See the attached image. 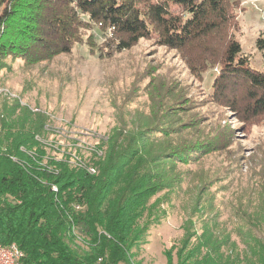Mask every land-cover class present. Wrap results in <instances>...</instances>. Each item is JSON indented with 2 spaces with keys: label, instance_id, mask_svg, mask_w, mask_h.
Returning <instances> with one entry per match:
<instances>
[{
  "label": "trees",
  "instance_id": "1",
  "mask_svg": "<svg viewBox=\"0 0 264 264\" xmlns=\"http://www.w3.org/2000/svg\"><path fill=\"white\" fill-rule=\"evenodd\" d=\"M230 2L0 0V69L8 57L35 65L70 54L84 16L112 31L118 51L154 37L163 46L183 48L230 24ZM170 4L180 12L172 13ZM257 48L264 51L263 38ZM219 65L213 75L214 100L243 108L244 121L264 116V67L253 68L232 36L225 40ZM47 121L46 115L18 103L0 109V244L17 245L24 264H135L134 250L158 215V204L151 200L172 188L167 168L152 165L162 158L182 161L177 147L153 150L164 148L176 130L136 134L116 128L93 149L73 145L59 159L48 153L53 145L46 139L52 132ZM242 217L244 230L228 229L217 214L207 216L198 237L188 221L177 260L169 258L168 264H264V211L258 219Z\"/></svg>",
  "mask_w": 264,
  "mask_h": 264
},
{
  "label": "rangeland",
  "instance_id": "2",
  "mask_svg": "<svg viewBox=\"0 0 264 264\" xmlns=\"http://www.w3.org/2000/svg\"><path fill=\"white\" fill-rule=\"evenodd\" d=\"M180 9L170 4L172 13ZM229 11L230 24L208 39L173 49L154 37L124 51L111 30L84 16L70 54L35 65L8 57L0 69V109L18 103L46 115L52 129L46 139L53 145L48 153L59 159L66 149H87L116 128L180 132L153 150L177 147L182 161L162 158L152 165L167 168L172 188L151 200L158 215L134 250L135 264L175 263L188 221L198 237L212 214L228 229H242V216L263 215L264 116L244 121L243 108L214 100L212 84L231 36L252 67L263 69L257 41L264 39V0H231ZM231 239L243 249L239 238Z\"/></svg>",
  "mask_w": 264,
  "mask_h": 264
},
{
  "label": "built area",
  "instance_id": "3",
  "mask_svg": "<svg viewBox=\"0 0 264 264\" xmlns=\"http://www.w3.org/2000/svg\"><path fill=\"white\" fill-rule=\"evenodd\" d=\"M87 149H93L94 146H86ZM101 153V152H100ZM88 171L91 174H96L97 169L90 167ZM55 192L58 191L57 188L53 189ZM80 209V207H77ZM25 255L17 245L12 244L10 246H3L0 244V264H24Z\"/></svg>",
  "mask_w": 264,
  "mask_h": 264
}]
</instances>
